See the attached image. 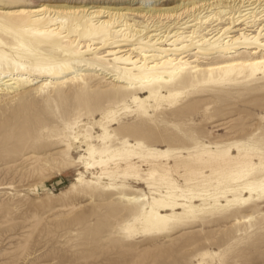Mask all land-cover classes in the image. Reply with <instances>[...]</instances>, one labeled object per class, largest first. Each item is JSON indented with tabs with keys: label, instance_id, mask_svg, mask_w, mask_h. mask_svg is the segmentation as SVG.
I'll use <instances>...</instances> for the list:
<instances>
[{
	"label": "bare ground",
	"instance_id": "obj_1",
	"mask_svg": "<svg viewBox=\"0 0 264 264\" xmlns=\"http://www.w3.org/2000/svg\"><path fill=\"white\" fill-rule=\"evenodd\" d=\"M223 19L229 21L219 26ZM263 36L264 0H180L148 8L0 0V95H20L31 87L61 94L75 87L80 102L97 107L100 117L92 113L85 122L79 115L75 124H64L68 153L76 143L83 151L66 169L80 163L93 174L87 179L81 173L66 192L78 183L93 189L108 177L107 190L117 189L118 199L133 207L119 224L126 237L164 235L179 224L243 211L264 199V163H255L252 149L242 141L209 144L170 118L208 93L254 88L259 75L264 78V51L258 50L264 48ZM242 48L249 53L241 54ZM214 54H220L218 61H203ZM92 77L111 87L93 95L87 89ZM207 105L201 109L205 117ZM129 117L155 128L167 125L191 146L164 149L132 139L120 131L139 127L125 122ZM95 125L101 131L96 135ZM253 138L264 146V129ZM180 167L183 183L172 176ZM129 179L146 183L149 192L127 188ZM210 252H199L200 264Z\"/></svg>",
	"mask_w": 264,
	"mask_h": 264
},
{
	"label": "rangeland",
	"instance_id": "obj_2",
	"mask_svg": "<svg viewBox=\"0 0 264 264\" xmlns=\"http://www.w3.org/2000/svg\"><path fill=\"white\" fill-rule=\"evenodd\" d=\"M42 1L146 8L180 2L29 0V3L38 5ZM146 18L136 15L137 20L146 21ZM224 19L219 26L229 21ZM258 50L262 54L264 48ZM238 51L249 53L245 48ZM189 53L196 59L194 51ZM219 57L220 54H214L201 60L216 62ZM261 76L254 82V88L208 93L199 101H189L170 118L209 144L242 141L247 149H252L255 163H264V146L253 140L254 134L264 129ZM110 87L107 82H98L96 77L87 80L88 91L96 96ZM33 88L16 96L0 95V264H200L199 252L206 250L211 251L204 259L206 264H264V199L243 211L230 209L200 221L179 224L164 235L126 237L119 224L131 217L133 207L118 199L117 189L107 190L108 177L102 178L93 189L78 183L75 189L66 192L81 173L87 179L93 178V174L80 163L66 169L83 151L76 143L68 153L64 124H75L79 115L86 122L92 113L97 118L100 113L90 103L80 102L82 98L73 86L61 94L48 89L36 92ZM206 105L208 117L202 114ZM125 122L139 126L120 127L132 139L142 138L164 149L182 143L191 146L189 139L167 125L155 128L150 123L137 122L135 117ZM91 131L94 135L101 132L97 125ZM237 153L234 149V154ZM203 170L206 174L211 172L209 167ZM184 172V167H180L174 169L172 176L183 183ZM41 184L45 187L41 188ZM146 186L129 179L126 187L149 192ZM247 215L254 218L249 222L236 221V217L244 219Z\"/></svg>",
	"mask_w": 264,
	"mask_h": 264
}]
</instances>
